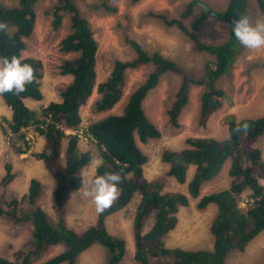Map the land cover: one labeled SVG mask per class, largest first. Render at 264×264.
<instances>
[{
  "label": "trees",
  "instance_id": "1",
  "mask_svg": "<svg viewBox=\"0 0 264 264\" xmlns=\"http://www.w3.org/2000/svg\"><path fill=\"white\" fill-rule=\"evenodd\" d=\"M40 1L18 0L15 6L0 2V21L9 25L6 32H0V57H22L23 63L34 68L36 76V82L27 85V90L19 96L7 93L0 98L11 111L6 135L9 132L11 148L17 154L25 153V148L17 147L19 142H24L29 148L25 141L26 129L34 127L45 139V151L36 156L43 160L55 180L53 202L59 212L64 211L63 203L68 195L84 186L80 171L93 160L91 151H80V136L67 133L81 126L82 108L97 91L100 98L94 105L95 112L114 109L124 96L127 72L143 66H150L152 70L130 94L121 114L92 122L84 132L99 148L102 159L94 177L109 172L121 173L123 177L113 206L103 214H97L95 224L78 232L63 217L58 223L52 221L48 212L39 205L42 182L32 178L28 191L21 198L13 197L7 204L0 201V218L8 217L16 223L30 222L33 227L32 239L25 250L14 251L11 259L0 257V264H33L53 247H61L62 250L40 264H78L79 256L95 244L106 249V264H120L127 255L128 243L109 231L107 219L128 207L137 195L140 200L133 218L134 264H154L153 260H161L162 264H228L232 253L244 252L264 231V156L257 146L264 136V115L239 120L251 125L247 135L235 133L238 120L231 117L227 138H188L183 149L164 152L163 162L168 165L166 175L180 185H187V193L163 192L160 183L147 179L144 168L149 158L138 141L147 144L162 136L146 115L143 105L166 74L175 73L182 77L168 110L172 126L180 127L179 118L189 104L194 86L204 88L200 96L199 125L205 127L212 115L222 108L225 92L217 84L231 72L242 48L233 33V20L240 14L248 16V0H228L224 10L214 13L218 21L229 27V38L217 44H209L201 38L199 25L189 27L185 24L201 0L189 1L180 18L169 19L161 13L152 14L167 27H176L183 32L194 52L213 56L214 60L205 64L204 76L191 77L174 59L160 51H149L137 39L127 36L125 41L134 52V58L130 61L114 60L110 76L100 84L97 73L99 44L90 22L75 0H59L53 7V26L59 29L64 22V14L70 16L71 32L62 40L61 49L78 56L61 65V74L71 76L72 81L61 90V100L49 103L39 117L26 100L41 101L44 97L40 84L43 63L37 58H24L23 51L27 48L25 40L34 33L36 6ZM257 3L264 15V0H257ZM206 16L208 13L198 19V24ZM229 160L230 187L201 196L203 185L216 178ZM191 167H194V173L189 179ZM5 170L1 180L4 187L16 178L12 162L6 163ZM247 191L250 192L251 203L242 210L240 197ZM191 198H199L198 208L201 210L210 205L217 207L211 225L214 236L211 250H185L165 245L166 236L179 223L180 209L187 207ZM148 220H152V225L146 230Z\"/></svg>",
  "mask_w": 264,
  "mask_h": 264
},
{
  "label": "rangeland",
  "instance_id": "2",
  "mask_svg": "<svg viewBox=\"0 0 264 264\" xmlns=\"http://www.w3.org/2000/svg\"><path fill=\"white\" fill-rule=\"evenodd\" d=\"M59 0H41L36 6L37 21L33 35L26 39V50L23 57L37 58L43 63L41 70V91L43 99L26 100V104L40 117L42 109L51 102L61 100V90L72 81L71 76L61 74V65L64 61L78 56L76 53H65L61 49L62 40L71 32L70 16L64 14V22L59 29L53 26V7ZM191 0H75L81 13L89 20L95 38L99 44L97 73L98 83L104 82L112 72L114 60L130 61L134 52L128 46L127 36L137 39L149 51H160L167 57L177 61L193 78L205 74V64L214 60L207 53H197L191 48L188 38L176 27H167L161 19L152 14L161 13L169 19L180 18L185 5ZM0 2L15 6L18 0H0ZM228 0H201L194 14L185 20L189 27L199 25L198 32L201 38L209 44L223 43L229 38V27L218 21L214 13L225 9ZM208 16L198 24V19L204 14ZM248 17L255 22L264 20L257 0H248ZM219 29V30H218ZM152 68L143 66L127 72V86L120 103L110 111L97 113L94 110L96 101L100 98L94 92L88 103L82 108V124L77 130H68V134L80 136L79 149L81 152L91 151L94 159H101L99 148L84 132L89 124L100 121L111 115L121 114L126 106L130 94L146 79ZM181 75L166 74L157 88L149 93L144 101V111L149 119L161 131L160 139L143 144L138 141L139 147L148 156L149 162L145 165V176L152 182L163 186V192L187 193V185H180L168 177V165L163 162V154L167 150H180L186 147L188 138H216L228 137V120L256 118L264 115V49L253 51L242 46L236 63L231 72L218 81V88L224 90L223 106L205 127L199 125L200 96L204 90L201 86L191 89L190 100L182 112L176 128L169 122L168 110L174 100L181 82ZM11 111L0 98V201L7 204L13 197L21 198L27 191L32 178L42 182L43 190L39 205L50 215L54 223L63 217L66 223L78 232L95 224L97 213L91 198L85 197L83 191L89 187L88 182L93 179L97 168L86 169L84 186L79 191L72 192L64 200V211L59 212L53 202L55 180L47 170L42 159L37 157L45 151V139L37 133L34 127L25 130V141L19 142L17 147L25 148L24 154H17L11 148L10 134L7 120ZM264 156V136L257 144ZM64 155V153H63ZM12 162L15 180L8 186L1 184L5 176V165ZM102 161V159H101ZM231 160L221 173L213 180L205 183L201 189V196L228 189L232 178L229 175ZM194 173V167L189 170V179ZM264 184V181H262ZM250 192L240 197V207L246 210L251 203ZM140 200L135 196L133 202L113 214L107 219L109 231L128 243V252L120 264H134V237L133 218L136 206ZM199 198L190 199L187 207L178 213L179 223L175 230L165 238L168 248H183L185 250H211L214 245V236L211 225L217 214V207L210 205L207 209L198 208ZM152 225L148 220L146 230ZM33 227L30 222L16 223L8 217L0 218V257L12 258V253L25 250L31 241ZM61 247L51 248L46 255L33 264H40L44 260L58 254ZM107 251L99 245H93L78 258V264H106ZM154 264H162L161 260H153ZM228 264H264V231L255 238L244 252L232 253Z\"/></svg>",
  "mask_w": 264,
  "mask_h": 264
},
{
  "label": "clouds",
  "instance_id": "3",
  "mask_svg": "<svg viewBox=\"0 0 264 264\" xmlns=\"http://www.w3.org/2000/svg\"><path fill=\"white\" fill-rule=\"evenodd\" d=\"M233 20V33L240 45L253 51L264 49V20L253 22L247 15L240 14ZM9 25L0 21V32H6ZM219 30V29H218ZM36 82L35 70L27 63L22 62V57L13 55L0 57V95L12 93L19 96L27 90V85ZM251 125L247 122H237L235 133L248 134ZM102 164L101 159H94L86 169L98 168ZM82 175L85 170H82ZM121 173L109 172L104 175H96L83 191L85 197L91 198L97 214H103L110 209L119 196L118 185L122 182Z\"/></svg>",
  "mask_w": 264,
  "mask_h": 264
}]
</instances>
